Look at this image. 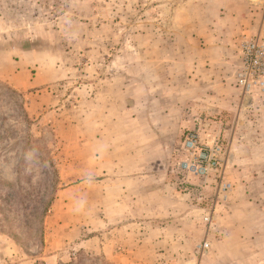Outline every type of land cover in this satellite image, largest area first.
<instances>
[{
    "label": "rangeland",
    "instance_id": "1",
    "mask_svg": "<svg viewBox=\"0 0 264 264\" xmlns=\"http://www.w3.org/2000/svg\"><path fill=\"white\" fill-rule=\"evenodd\" d=\"M223 18L242 38L264 34V0H0V264H45L56 238L54 264H105L58 237H85L100 209L85 185L100 179L96 162L125 148L155 156L191 219L201 215L204 236L176 264H264V95L241 93L238 60L233 90L201 79L197 40ZM193 129L227 147L228 190L192 176L181 186Z\"/></svg>",
    "mask_w": 264,
    "mask_h": 264
},
{
    "label": "crops",
    "instance_id": "2",
    "mask_svg": "<svg viewBox=\"0 0 264 264\" xmlns=\"http://www.w3.org/2000/svg\"><path fill=\"white\" fill-rule=\"evenodd\" d=\"M225 20L215 24L217 34L209 28L197 40L201 45V79L212 89L233 90L230 84L233 63L239 60L242 27ZM137 156L134 149L125 148L119 150L116 159L95 163L97 170L90 177L100 179L90 180L85 187L99 190L100 209H95V218L85 222V237H80L79 230L75 234L70 230L58 239H77L78 249L99 253L110 264H176L189 242L192 249L193 241L204 236L201 215L191 219L194 212L189 208L188 195L166 177L155 156L147 162ZM56 240L47 242L50 250L45 264H54L51 253L56 257L62 249L52 247Z\"/></svg>",
    "mask_w": 264,
    "mask_h": 264
},
{
    "label": "built area",
    "instance_id": "3",
    "mask_svg": "<svg viewBox=\"0 0 264 264\" xmlns=\"http://www.w3.org/2000/svg\"><path fill=\"white\" fill-rule=\"evenodd\" d=\"M239 51L234 73L237 87L242 94L264 95V34L244 36ZM227 161L228 149L219 135L203 140L198 130H189L184 137L182 152L177 161V169L182 175L181 186L188 189L190 184L185 178L192 176L200 179L202 183L213 178L219 190H228L231 184L223 178ZM208 246V241H203L196 249L201 253Z\"/></svg>",
    "mask_w": 264,
    "mask_h": 264
},
{
    "label": "trees",
    "instance_id": "4",
    "mask_svg": "<svg viewBox=\"0 0 264 264\" xmlns=\"http://www.w3.org/2000/svg\"><path fill=\"white\" fill-rule=\"evenodd\" d=\"M22 113H23V117H24V119L27 120V115H26V113H25L24 110L22 111ZM48 166H49L50 170L52 171L53 176L57 178V172H56L55 164H54L53 160L51 159V157H49V159H48ZM56 178H55V179H56ZM54 182H55V180L51 182V185H52V186H51V189H52L51 193H52L53 190L55 189V184H54ZM8 194H10V193H8ZM24 198H26V195H25ZM5 199L8 200V199H9V195L5 196L3 200H5ZM53 199H54V196H53V194H51V195L48 197L45 206L42 208V214H46V213H47V211L49 210V205H50V203H51V201H52ZM67 264H77V262H75L74 260H71V261H70L69 263H67ZM105 264H110V263H107V262L105 261Z\"/></svg>",
    "mask_w": 264,
    "mask_h": 264
},
{
    "label": "water",
    "instance_id": "5",
    "mask_svg": "<svg viewBox=\"0 0 264 264\" xmlns=\"http://www.w3.org/2000/svg\"><path fill=\"white\" fill-rule=\"evenodd\" d=\"M246 100H249V97H246Z\"/></svg>",
    "mask_w": 264,
    "mask_h": 264
}]
</instances>
